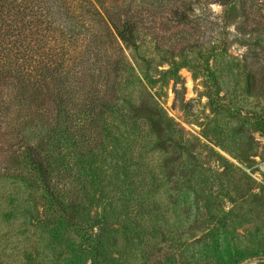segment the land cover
Instances as JSON below:
<instances>
[{"label":"rangeland","instance_id":"1","mask_svg":"<svg viewBox=\"0 0 264 264\" xmlns=\"http://www.w3.org/2000/svg\"><path fill=\"white\" fill-rule=\"evenodd\" d=\"M176 1L143 22L135 47L119 42L134 75L112 98L118 111L37 143L64 199L57 216L72 223L58 230L63 247L49 251L38 227L53 216L29 166L0 176L8 264H94L83 237L95 218L97 264H264V0ZM12 178L33 186L30 205L13 192L31 213L6 222Z\"/></svg>","mask_w":264,"mask_h":264},{"label":"trees","instance_id":"2","mask_svg":"<svg viewBox=\"0 0 264 264\" xmlns=\"http://www.w3.org/2000/svg\"><path fill=\"white\" fill-rule=\"evenodd\" d=\"M176 2L0 0V176L9 175L12 162H21L35 173L53 216L38 226L49 232L51 240H47V246L52 253L56 244H65L58 230L65 233L72 223L57 216L58 211L64 212V199L52 188L46 156L37 143L51 140L63 124L104 117L112 109L118 111L112 98L120 97L132 85L134 75L119 42L135 47L143 22L155 18L156 8L164 10ZM145 7L149 12L143 10ZM175 13L172 21L185 24L181 12ZM21 180L12 178L14 186L4 194L6 222L23 221L31 213L24 206L25 200L13 194L15 190L16 195L25 197L33 191L32 185L21 186ZM22 187L26 190L21 195ZM90 220V234L83 237V242L92 263L97 264L105 230L101 219ZM26 224L36 227L30 218ZM1 238L0 241L7 239L5 235ZM4 243L7 246L12 242ZM51 258L42 256L46 261ZM8 262V257L0 253V264Z\"/></svg>","mask_w":264,"mask_h":264},{"label":"water","instance_id":"3","mask_svg":"<svg viewBox=\"0 0 264 264\" xmlns=\"http://www.w3.org/2000/svg\"><path fill=\"white\" fill-rule=\"evenodd\" d=\"M264 262V260H262Z\"/></svg>","mask_w":264,"mask_h":264}]
</instances>
